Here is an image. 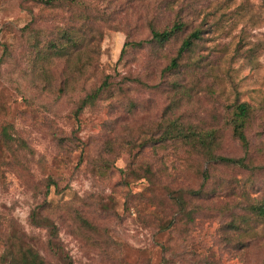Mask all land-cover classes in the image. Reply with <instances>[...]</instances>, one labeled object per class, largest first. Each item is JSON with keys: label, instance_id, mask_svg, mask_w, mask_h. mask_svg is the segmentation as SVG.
I'll return each instance as SVG.
<instances>
[{"label": "rangeland", "instance_id": "374dc122", "mask_svg": "<svg viewBox=\"0 0 264 264\" xmlns=\"http://www.w3.org/2000/svg\"><path fill=\"white\" fill-rule=\"evenodd\" d=\"M176 23L184 31L163 51L129 45L120 60L125 43L151 38L150 26ZM63 29L87 35L82 58L43 71L39 45ZM198 29L180 72L163 73ZM107 78L109 91L78 113ZM238 103L254 112L247 153L228 121ZM174 119L217 131V156L263 169L165 141ZM200 189L203 199L186 195ZM255 199L264 200V0H61L53 9L0 0V258L15 238L64 264L31 223L38 210L73 264H264L261 231L230 228Z\"/></svg>", "mask_w": 264, "mask_h": 264}, {"label": "trees", "instance_id": "16d2710c", "mask_svg": "<svg viewBox=\"0 0 264 264\" xmlns=\"http://www.w3.org/2000/svg\"><path fill=\"white\" fill-rule=\"evenodd\" d=\"M40 3L46 9H53L61 5V0H40ZM184 28L185 25L182 23H176L172 27H168L162 31L156 30L154 26H150L151 38L139 42L125 43L120 55V60L125 56L126 48L129 45L135 48H143L144 46L150 45L155 49L163 51L184 31ZM203 32L204 31L201 29L195 30L182 41L181 46L177 50L176 57L172 59L170 65L163 73L180 72L183 59L187 54L195 51L198 43H200L203 38ZM86 41L87 35H84L81 31H67L63 29L58 39L51 40L44 45L40 44L39 47L41 48L38 53L39 58L40 60L43 59L47 61V63L42 66V70L45 71L46 66L52 64L57 58H68L70 61V59L76 55V58L80 60ZM179 86L180 85L177 83L174 84L175 88H180ZM110 88L111 84L107 78L94 94L84 99L78 113L85 107L93 105L105 92H108ZM253 118L254 112L251 106L247 103H238L235 105L233 116L228 120L232 128L233 138L240 143L245 153L250 149V140L247 135V130ZM4 135L10 140L12 139L8 131H5ZM163 137L165 141L183 142L190 148L196 150L199 155L212 162L239 167L244 170H252V172L263 169L250 166L246 158L238 159L217 156L215 153V146L218 138L217 131H204L191 125L190 127H186L181 124L178 119H174L168 121L167 129ZM205 182H208V177L205 178ZM206 191L205 189L189 191L186 192V195L199 198L200 200L205 198ZM176 201L182 216L189 214V207L187 208L188 205L182 193L177 195ZM49 209L50 206H43L39 210L44 211ZM30 218L34 227L46 229L49 232L50 239L48 246L54 256L61 259L64 264H73L72 258L66 254L59 241L57 224L51 218L44 216L42 212L39 213L38 210L34 211ZM82 222L88 225L86 221L82 220ZM175 222L176 221H173V223ZM230 228L235 232H239L240 235H248L251 237L255 235L259 236L257 231H261L264 237V200L255 199L252 202L250 201L248 205L244 207V215L238 221H232ZM259 228H262V230H259ZM5 247L6 249L0 258V264H47L46 260L33 247L23 245L15 238H9Z\"/></svg>", "mask_w": 264, "mask_h": 264}]
</instances>
